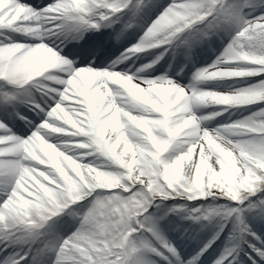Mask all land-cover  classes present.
Here are the masks:
<instances>
[{
  "label": "snow or ice",
  "instance_id": "1",
  "mask_svg": "<svg viewBox=\"0 0 264 264\" xmlns=\"http://www.w3.org/2000/svg\"><path fill=\"white\" fill-rule=\"evenodd\" d=\"M0 264H264V0H0Z\"/></svg>",
  "mask_w": 264,
  "mask_h": 264
},
{
  "label": "rangeland",
  "instance_id": "2",
  "mask_svg": "<svg viewBox=\"0 0 264 264\" xmlns=\"http://www.w3.org/2000/svg\"><path fill=\"white\" fill-rule=\"evenodd\" d=\"M209 62H210V61H209ZM161 63H163V62H161ZM157 67H159V65H157ZM165 67H166V65H165ZM184 82L186 83L187 81H184ZM229 83H230V81H229ZM237 86H239V85H237ZM209 110H210V109H209ZM241 111H242V110L238 111V110H236V109H230V110H229V113H225L224 116H225V118H228V117H229V114H230L231 112H235V113H236L235 115H231V119H232V120H235V119H238V118L240 117ZM244 114L246 115L247 113L245 112Z\"/></svg>",
  "mask_w": 264,
  "mask_h": 264
}]
</instances>
